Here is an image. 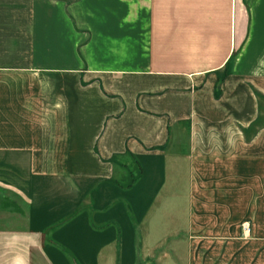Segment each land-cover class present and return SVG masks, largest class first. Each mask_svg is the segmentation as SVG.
<instances>
[{"label": "crops", "instance_id": "obj_1", "mask_svg": "<svg viewBox=\"0 0 264 264\" xmlns=\"http://www.w3.org/2000/svg\"><path fill=\"white\" fill-rule=\"evenodd\" d=\"M0 264H264V0H0Z\"/></svg>", "mask_w": 264, "mask_h": 264}, {"label": "built area", "instance_id": "obj_2", "mask_svg": "<svg viewBox=\"0 0 264 264\" xmlns=\"http://www.w3.org/2000/svg\"><path fill=\"white\" fill-rule=\"evenodd\" d=\"M251 227L250 221L249 220H244L242 222V228L244 231H249Z\"/></svg>", "mask_w": 264, "mask_h": 264}]
</instances>
